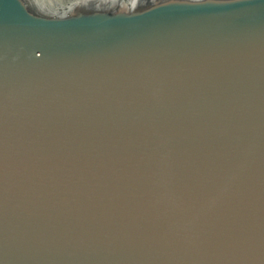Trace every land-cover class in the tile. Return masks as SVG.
<instances>
[{
	"label": "water",
	"instance_id": "obj_1",
	"mask_svg": "<svg viewBox=\"0 0 264 264\" xmlns=\"http://www.w3.org/2000/svg\"><path fill=\"white\" fill-rule=\"evenodd\" d=\"M0 264H264V0H0Z\"/></svg>",
	"mask_w": 264,
	"mask_h": 264
}]
</instances>
